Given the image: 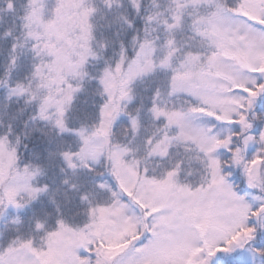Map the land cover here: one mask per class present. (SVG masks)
<instances>
[{
  "label": "snow or ice",
  "instance_id": "6c2138e0",
  "mask_svg": "<svg viewBox=\"0 0 264 264\" xmlns=\"http://www.w3.org/2000/svg\"><path fill=\"white\" fill-rule=\"evenodd\" d=\"M0 264H264V0H0Z\"/></svg>",
  "mask_w": 264,
  "mask_h": 264
}]
</instances>
